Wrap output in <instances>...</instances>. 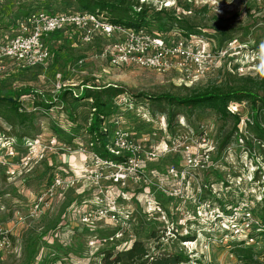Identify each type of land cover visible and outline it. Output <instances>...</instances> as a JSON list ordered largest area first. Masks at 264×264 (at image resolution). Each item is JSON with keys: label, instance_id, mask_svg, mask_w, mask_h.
Instances as JSON below:
<instances>
[{"label": "rangeland", "instance_id": "1", "mask_svg": "<svg viewBox=\"0 0 264 264\" xmlns=\"http://www.w3.org/2000/svg\"><path fill=\"white\" fill-rule=\"evenodd\" d=\"M68 1L0 0V39L14 32L16 20L26 11L74 9ZM134 1L154 9H149L156 17L150 20V32H157L158 25L168 29L165 16L154 12L161 7H175L180 13L181 7L175 6L179 2L193 9L206 5L205 12L193 11L189 16L201 25L200 35L213 49V66L193 79L173 69L157 72L134 64L113 66L107 54L118 38L116 34L95 33L90 42L70 35L68 40L48 41L50 58L44 65L19 68L10 60L3 61L0 96L4 91L28 87L48 99L55 95L57 81L65 86L79 85V91L82 83L121 86L126 93L117 98L118 115L113 121L130 133L132 143L140 145L142 152L136 160L141 162L138 165L144 177L155 183L153 174H162L170 163H177L186 170L184 187L179 196L168 198L149 186L128 182V189L122 192L106 180H97L92 174L95 166L90 138L84 132L90 117L89 100L67 97L66 103L57 102L46 113L36 109L31 127L16 129L21 136H13L0 118V229L9 231V246L0 248V264H99L102 249L125 250L135 239L142 240L150 252L166 250L199 259L188 264H240L230 243L243 235L229 231L228 222L241 216L242 210L235 206L230 213L219 212L216 217L203 204L220 208L216 199L229 204L228 209L239 202L248 206L250 218L238 228L248 225L247 233L254 237L249 243L264 259V235L251 231L264 216V143L246 126L248 104H228L229 110L240 115L236 131L231 119L224 121L210 111L190 118L178 115L169 127L165 112H161L167 106L152 104L142 96L183 95L192 87L223 83L234 73L264 77V0ZM154 148L165 153L175 149L178 154L149 157L146 152ZM55 175L73 181L71 186L51 187ZM113 191L124 193L118 207L132 213L130 230L121 238L114 236L115 226L109 220L92 218L86 223L82 218L91 205L99 203L100 195ZM39 197L41 203L35 208ZM197 198L202 202L198 207ZM157 203L162 209L159 217L153 211ZM166 221L173 223L170 233L164 229ZM185 235L190 238H180ZM108 236L113 240H107Z\"/></svg>", "mask_w": 264, "mask_h": 264}, {"label": "built area", "instance_id": "2", "mask_svg": "<svg viewBox=\"0 0 264 264\" xmlns=\"http://www.w3.org/2000/svg\"><path fill=\"white\" fill-rule=\"evenodd\" d=\"M57 31H64L69 36L76 34L82 42H90L95 33H102L107 36L116 34L118 38L107 54L108 61L113 66L134 64L157 72H166L173 69L182 72L186 78L193 79L207 72L216 59L210 43L201 36H184L177 31L162 34L150 32L145 27H124L119 24H112L103 14L97 12H47L36 10L16 22L15 33L0 39V71L4 69L2 63L5 60L12 61L19 68H33L44 65L50 58L45 39ZM61 86L65 85L57 81L56 89L58 90ZM111 118L113 119L114 116ZM112 123L115 124L110 131L109 143L106 147L113 155L120 156L123 159L127 157V159L117 162L102 159L93 153L95 170L92 174L94 177L97 180H106L122 192L124 189H128L125 186L129 182L135 186L141 184L142 188L152 187L155 192L166 194L168 198L179 196L180 190L184 187L182 180L185 179V167L183 165L179 166L177 163H170L162 174H153L155 183L147 181L144 177L143 168L138 165L140 161L136 160L142 152L140 145L132 143L130 133L126 129L118 128L116 121ZM176 151L175 149H168L165 153L164 150L159 151L154 148L146 153L149 157H154L167 156L172 153L176 155L178 154V151ZM191 161L189 159V163ZM72 182L64 180L60 175H55L51 187L65 189L71 186ZM122 192L116 194L113 191L109 195L105 193L100 195L99 203L91 205L89 210L82 213V218H85L84 221L87 223L92 218L100 217L109 220L115 228L119 229L114 233L116 238L122 236L123 232L129 231V219L132 213L123 212L118 207V203L123 200L124 193ZM34 202V206L37 208L38 203H41L40 197ZM201 204L202 202L197 198L196 207ZM203 204L207 207L209 214H216V217L219 212H223L220 208H213L206 202H203ZM243 204V202H239L233 208L229 207L230 212L234 210L235 206L238 207L242 210V214L235 218L231 217V221L228 222V229L232 233L243 235L241 240L250 245L249 242H253L254 237L247 233L249 230L248 225L243 229L238 228V225L244 224V221L250 218L248 206ZM159 206L157 203L156 209L153 210L158 217L162 212ZM212 210L214 211L210 212ZM162 217L164 218V216ZM166 222L164 229L170 233L174 230L173 223L172 221ZM232 222H235V225H232ZM243 231L245 233L240 234ZM8 236L9 231L6 228L0 229V248L9 246ZM107 239L112 241L113 237Z\"/></svg>", "mask_w": 264, "mask_h": 264}, {"label": "trees", "instance_id": "3", "mask_svg": "<svg viewBox=\"0 0 264 264\" xmlns=\"http://www.w3.org/2000/svg\"><path fill=\"white\" fill-rule=\"evenodd\" d=\"M67 1V0H65ZM74 9H52L47 12L62 11H87L103 14L112 24H119L124 27H145L150 31L152 17L149 13L154 9L150 5L138 4L134 0H70ZM175 6L181 7V12L176 13L175 7H161L154 11L155 14H163L168 20V29L164 30L163 26L158 25L157 32L165 34L177 31L184 36L195 35L201 36V25L191 21L190 16L193 11H206V5L200 9H193L188 3H177ZM38 10H43L38 8ZM32 9L26 11L18 20L24 18ZM16 27L14 29L15 33ZM152 31V30H151ZM11 33L10 35H12ZM69 35L64 31H57L50 34L45 42L56 41L57 39H66ZM75 39L77 35H74ZM207 39H211L207 37ZM68 40V39H66ZM221 42V41H220ZM34 68V67H33ZM231 79L223 83H212L202 87H192L183 95L172 93H160L157 95H142L149 99L152 104L166 105L167 123L171 127L178 117L183 115L190 118L193 114H200L204 111L214 113L218 118L226 121L231 119L233 130L239 124L240 115L228 109L229 102H246L249 106L250 114L247 117L246 126L253 134V137L264 143V77L251 75L228 74ZM83 90L79 91V85L61 86L51 98L46 99L42 93H37L31 88H23L18 91H4L0 96V118L12 130V135L21 136L15 133L16 129H28L33 124L36 117L35 110L41 109L44 113L50 110L57 102L66 103L67 97L73 101L89 100L90 117L84 132L90 138V149L98 157L106 160L122 161L120 156H115L107 149L109 143L110 131L112 129V116H117L118 105L117 98L126 93V89L117 85L97 86L94 84L82 83ZM37 94L38 96L34 95ZM71 114V113H69ZM26 136V133H22ZM230 135H228L229 140ZM215 202L220 209L229 213L221 199ZM140 213V212H138ZM141 215V214H140ZM146 216V215H145ZM142 217L143 219H146ZM150 224L156 221L146 219ZM131 226V225H130ZM119 230L115 228L114 233ZM253 230V231H252ZM258 231L264 235V216L258 219L256 225H253L251 231ZM128 232V231H126ZM113 233V234H114ZM125 233V232H123ZM123 235V234H122ZM250 235H252L250 233ZM155 237V233H151ZM108 236L106 238H109ZM181 239L190 238L188 235L180 237ZM108 240V239H107ZM232 253L240 264H264V259L260 258L251 245H246L244 240L231 242ZM99 264H188L192 260L199 262V259H191L182 253L159 251L150 252L145 243L140 239H135L129 248L115 251L113 247L102 249Z\"/></svg>", "mask_w": 264, "mask_h": 264}, {"label": "clouds", "instance_id": "4", "mask_svg": "<svg viewBox=\"0 0 264 264\" xmlns=\"http://www.w3.org/2000/svg\"><path fill=\"white\" fill-rule=\"evenodd\" d=\"M262 51H264V45H262Z\"/></svg>", "mask_w": 264, "mask_h": 264}]
</instances>
